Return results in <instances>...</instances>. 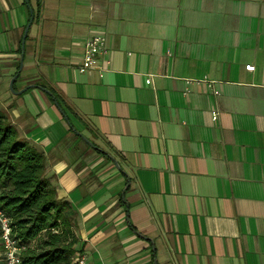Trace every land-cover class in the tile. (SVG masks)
Wrapping results in <instances>:
<instances>
[{
	"label": "crops",
	"instance_id": "0c3cea01",
	"mask_svg": "<svg viewBox=\"0 0 264 264\" xmlns=\"http://www.w3.org/2000/svg\"><path fill=\"white\" fill-rule=\"evenodd\" d=\"M95 34L102 76L78 71ZM0 106L76 255L264 264V0H0Z\"/></svg>",
	"mask_w": 264,
	"mask_h": 264
},
{
	"label": "trees",
	"instance_id": "16d2710c",
	"mask_svg": "<svg viewBox=\"0 0 264 264\" xmlns=\"http://www.w3.org/2000/svg\"><path fill=\"white\" fill-rule=\"evenodd\" d=\"M50 95L58 102L55 94ZM44 172V154L20 138L0 110V207L11 218L20 262L75 264L78 239L68 216L70 204L58 199ZM2 250L0 241V264Z\"/></svg>",
	"mask_w": 264,
	"mask_h": 264
},
{
	"label": "built area",
	"instance_id": "2783aa9c",
	"mask_svg": "<svg viewBox=\"0 0 264 264\" xmlns=\"http://www.w3.org/2000/svg\"><path fill=\"white\" fill-rule=\"evenodd\" d=\"M108 53L107 48V38L103 34L92 35L85 43V51L82 57L81 63L78 66V71L80 73H85L93 69H100V75L102 76L105 69L99 67L100 58ZM246 69L248 71H253L255 67L253 65H247ZM150 79L146 80L149 84ZM203 82H207L204 80ZM215 95H219L218 91L214 92ZM218 112L212 113V120L216 121L218 119ZM11 218L5 213V211L0 207V241L2 244V254L1 262L2 264H21L19 254L20 248L18 246L17 240L13 236V231L11 227ZM75 264H92L88 262L83 255L74 256Z\"/></svg>",
	"mask_w": 264,
	"mask_h": 264
},
{
	"label": "water",
	"instance_id": "95a60500",
	"mask_svg": "<svg viewBox=\"0 0 264 264\" xmlns=\"http://www.w3.org/2000/svg\"><path fill=\"white\" fill-rule=\"evenodd\" d=\"M32 19H33V12L31 11V21H32ZM30 24H31V22H30V23L28 24V26L26 27V29H25V33H24V36H23V40H22V55H21V62H20V69H19V70H21V69L23 68L24 45H25V39H26L27 33H28V31H29ZM14 80H15V78H13V79L11 80V82H10V88H11V90H12L13 92H15L14 89H13ZM44 90H45L47 93L51 94L48 90H46V89H44ZM55 104H56L58 107H60L57 101H55ZM61 112H63V111L61 110Z\"/></svg>",
	"mask_w": 264,
	"mask_h": 264
},
{
	"label": "rangeland",
	"instance_id": "374dc122",
	"mask_svg": "<svg viewBox=\"0 0 264 264\" xmlns=\"http://www.w3.org/2000/svg\"><path fill=\"white\" fill-rule=\"evenodd\" d=\"M32 4H33V7L35 6V0H31ZM12 92V90H10ZM0 109H1V106H0Z\"/></svg>",
	"mask_w": 264,
	"mask_h": 264
}]
</instances>
